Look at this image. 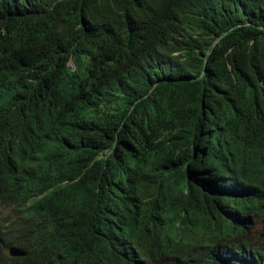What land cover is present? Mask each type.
I'll list each match as a JSON object with an SVG mask.
<instances>
[{
  "label": "trees",
  "instance_id": "obj_1",
  "mask_svg": "<svg viewBox=\"0 0 264 264\" xmlns=\"http://www.w3.org/2000/svg\"><path fill=\"white\" fill-rule=\"evenodd\" d=\"M0 206V264H264V0H0Z\"/></svg>",
  "mask_w": 264,
  "mask_h": 264
},
{
  "label": "clouds",
  "instance_id": "obj_2",
  "mask_svg": "<svg viewBox=\"0 0 264 264\" xmlns=\"http://www.w3.org/2000/svg\"><path fill=\"white\" fill-rule=\"evenodd\" d=\"M61 1H64V0H56V2H61ZM174 55H176V54H174ZM67 66L71 67L72 70H74V71L77 70L72 59L68 60ZM67 121L69 123V129L72 130L77 135H80L81 131L83 130L82 128L85 127L84 117L80 113V106H77L74 108L70 117L67 118ZM30 134H33L36 136V138L38 139V145L42 149V156L40 159H42V158L46 159L45 157L52 155L54 153V147L52 146L50 141L47 140L46 133L42 127L40 128L39 132L34 133L33 131H31V132L27 133L26 135H21V136H28ZM108 155H109V151L106 150V151L100 153V155L97 156V159L99 160L100 158L107 157ZM40 159L37 161V169H38L37 171L39 172V174H45L49 178L54 179V177H56V175H58L60 172L61 167L59 168L58 166L62 164V161L59 160V161L54 162V161H50V160H40ZM44 162H50L53 165H55V171L53 173L46 172L42 168V163H44ZM223 183L225 184V182H223ZM235 199H237L236 196H233L230 193L224 192V193L215 194V201L217 203L221 204L222 206H229ZM219 217L220 216L216 214V218H219ZM262 228H263L262 220L258 219L256 227L253 229L251 238H252V242L254 244L258 245L259 247H264V236L262 235ZM11 249H13V248H11ZM9 250H8V252H9ZM18 253L21 255L20 252H18ZM8 255H9V253H8ZM20 255H18V256H20Z\"/></svg>",
  "mask_w": 264,
  "mask_h": 264
},
{
  "label": "rangeland",
  "instance_id": "obj_3",
  "mask_svg": "<svg viewBox=\"0 0 264 264\" xmlns=\"http://www.w3.org/2000/svg\"><path fill=\"white\" fill-rule=\"evenodd\" d=\"M42 168L49 173H53L55 171V165H53L50 162H44L42 163ZM0 211L3 212V214H7L10 212V209H6L0 206Z\"/></svg>",
  "mask_w": 264,
  "mask_h": 264
},
{
  "label": "water",
  "instance_id": "obj_4",
  "mask_svg": "<svg viewBox=\"0 0 264 264\" xmlns=\"http://www.w3.org/2000/svg\"><path fill=\"white\" fill-rule=\"evenodd\" d=\"M8 253H9V256L11 257L20 255L15 249H10Z\"/></svg>",
  "mask_w": 264,
  "mask_h": 264
},
{
  "label": "bare ground",
  "instance_id": "obj_5",
  "mask_svg": "<svg viewBox=\"0 0 264 264\" xmlns=\"http://www.w3.org/2000/svg\"><path fill=\"white\" fill-rule=\"evenodd\" d=\"M14 144V143H13Z\"/></svg>",
  "mask_w": 264,
  "mask_h": 264
}]
</instances>
